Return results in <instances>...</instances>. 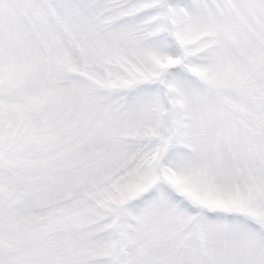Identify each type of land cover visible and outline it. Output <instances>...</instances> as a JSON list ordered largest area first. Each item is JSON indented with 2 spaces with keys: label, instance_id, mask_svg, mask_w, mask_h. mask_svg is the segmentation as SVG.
Returning a JSON list of instances; mask_svg holds the SVG:
<instances>
[{
  "label": "snow or ice",
  "instance_id": "snow-or-ice-1",
  "mask_svg": "<svg viewBox=\"0 0 264 264\" xmlns=\"http://www.w3.org/2000/svg\"><path fill=\"white\" fill-rule=\"evenodd\" d=\"M0 264H264V0H0Z\"/></svg>",
  "mask_w": 264,
  "mask_h": 264
}]
</instances>
